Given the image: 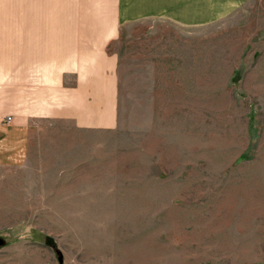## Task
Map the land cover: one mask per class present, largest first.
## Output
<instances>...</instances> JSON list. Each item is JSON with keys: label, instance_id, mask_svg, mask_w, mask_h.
Instances as JSON below:
<instances>
[{"label": "rangeland", "instance_id": "obj_1", "mask_svg": "<svg viewBox=\"0 0 264 264\" xmlns=\"http://www.w3.org/2000/svg\"><path fill=\"white\" fill-rule=\"evenodd\" d=\"M54 6L0 0V92L54 64ZM109 50L117 127L38 121L26 164L0 167V264H264V0L128 25Z\"/></svg>", "mask_w": 264, "mask_h": 264}, {"label": "crops", "instance_id": "obj_2", "mask_svg": "<svg viewBox=\"0 0 264 264\" xmlns=\"http://www.w3.org/2000/svg\"><path fill=\"white\" fill-rule=\"evenodd\" d=\"M254 1L54 0L55 32L41 55L54 64L33 66L29 61L17 72L8 69L0 92V167L26 164L32 125L38 121L64 120L82 129L117 127L118 56L109 49L120 41L122 28L155 21L203 27ZM36 36L32 38L40 42ZM27 38L24 34L23 41Z\"/></svg>", "mask_w": 264, "mask_h": 264}, {"label": "water", "instance_id": "obj_3", "mask_svg": "<svg viewBox=\"0 0 264 264\" xmlns=\"http://www.w3.org/2000/svg\"><path fill=\"white\" fill-rule=\"evenodd\" d=\"M4 245V241L0 239V248ZM59 261L61 262V259L59 258Z\"/></svg>", "mask_w": 264, "mask_h": 264}, {"label": "built area", "instance_id": "obj_4", "mask_svg": "<svg viewBox=\"0 0 264 264\" xmlns=\"http://www.w3.org/2000/svg\"><path fill=\"white\" fill-rule=\"evenodd\" d=\"M6 120L9 122L10 121V118L8 117Z\"/></svg>", "mask_w": 264, "mask_h": 264}]
</instances>
